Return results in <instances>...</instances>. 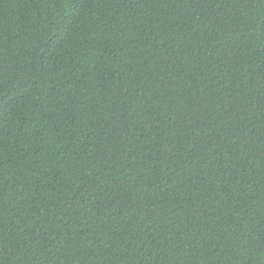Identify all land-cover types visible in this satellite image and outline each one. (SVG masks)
Segmentation results:
<instances>
[{"label": "trees", "instance_id": "16d2710c", "mask_svg": "<svg viewBox=\"0 0 264 264\" xmlns=\"http://www.w3.org/2000/svg\"><path fill=\"white\" fill-rule=\"evenodd\" d=\"M0 264H264V0H0Z\"/></svg>", "mask_w": 264, "mask_h": 264}]
</instances>
